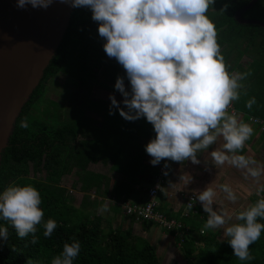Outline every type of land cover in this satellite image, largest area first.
<instances>
[{"label":"trees","instance_id":"1","mask_svg":"<svg viewBox=\"0 0 264 264\" xmlns=\"http://www.w3.org/2000/svg\"><path fill=\"white\" fill-rule=\"evenodd\" d=\"M251 1L216 0L207 15L216 26L221 49L246 46L238 54H250L254 58L255 73L248 88L252 94L247 97L254 96L257 103L251 110L238 103L235 107L247 118H264V28L240 24L235 19L236 12ZM225 3L228 8L221 12ZM244 17L264 22V0H259ZM104 43L91 10L75 8L55 57L17 120L2 154L0 192L10 184L33 185L41 195L44 221L51 218L57 227L50 237H45L43 222L37 225V241L32 243V234L20 239L11 224L0 218V227L8 228V239L0 238V264H51L52 258L62 252L64 243H72L73 238L81 245L73 264H161L151 245L139 247L118 231L106 232L99 219L90 220L86 216L80 220L71 204L69 187L64 185L65 178H77L71 186L80 185V191L85 194L83 205L91 204L90 193L107 194L112 183L108 175L90 170L91 165L100 164L127 178L129 182L115 183L112 195L129 201L137 177L147 167L149 155L143 142L145 134L137 126L139 122L125 120L116 108L110 115V105L91 98L97 86L119 92L114 87L118 76L124 78V83H130L123 67L106 55ZM61 75L76 86L73 93L77 99L67 108L61 101L47 98L50 84ZM89 111L98 112L101 118L88 116ZM24 119L27 128L20 127ZM258 222L264 223V219L258 218ZM203 238L202 248L193 239L186 240L183 247L187 264H264V231L250 246L254 259L247 261L233 255L226 239L221 241L214 235Z\"/></svg>","mask_w":264,"mask_h":264},{"label":"clouds","instance_id":"2","mask_svg":"<svg viewBox=\"0 0 264 264\" xmlns=\"http://www.w3.org/2000/svg\"><path fill=\"white\" fill-rule=\"evenodd\" d=\"M54 0H16L17 7L47 9ZM74 8L87 7L98 23V34L105 40L103 49L125 70L131 91L125 89L124 78L117 77L115 89L124 97L120 107L114 95L109 114L118 109L125 120L141 117L153 125L156 133L145 146L155 166L162 160L199 164L197 154L218 144L208 156L216 167L227 164L241 172L245 180L258 186L254 203L239 205L231 211L224 201L238 204V196L228 184H220L219 192L207 185L195 191V200L207 214L205 229H223V236L240 261L252 260L250 246L264 231V163L240 154L251 139L254 129L241 119L234 101L241 97L242 83L252 75L230 72L221 53L217 30L207 12L216 0H61ZM228 4L220 9L225 12ZM247 94L246 91L244 93ZM257 103L253 96L246 101L251 110ZM27 128V120L20 121ZM167 168L168 165L166 164ZM167 174V173H165ZM191 181L189 176L187 183ZM223 193V199L220 194ZM108 199V198H107ZM109 200V199H108ZM40 192L31 184H10L0 192V218L8 221L17 236L32 234L36 243L37 225L43 222L45 237L56 229V221H44ZM214 205L216 207L214 208ZM189 208L193 207L189 203ZM102 211L108 210L104 203ZM0 238L8 239V228L0 227ZM80 242L64 243L62 252L51 264H73L79 255ZM167 264L174 254L165 253Z\"/></svg>","mask_w":264,"mask_h":264},{"label":"crops","instance_id":"3","mask_svg":"<svg viewBox=\"0 0 264 264\" xmlns=\"http://www.w3.org/2000/svg\"><path fill=\"white\" fill-rule=\"evenodd\" d=\"M246 50V46L241 47H230L226 46L221 49V53L225 58V62L229 65L230 72H240L244 73L248 70H251V81L248 78L242 81L244 88L241 89V97L238 101H234V105L241 104L246 107V101L250 99L249 95L252 94L251 89L248 90L249 85L252 82L253 75L255 73V68L253 67V59L250 54L243 56H238V50ZM233 55V59L231 56ZM63 78L62 90V99L60 100L64 105V108L72 105V102L75 98L73 93L76 90V86L68 77L61 75ZM57 79V78H56ZM53 82V81H52ZM264 83V79H263ZM125 89L131 91L130 83H124ZM262 84V83H261ZM51 86V84H50ZM246 91V96H244ZM114 95L116 100L120 102V107H124L125 111L127 108L123 105L122 101L124 97L120 92H114L107 89H104L100 86L94 88L92 92V100L95 102L106 103L111 105L109 96ZM52 100H56L52 98ZM254 106V105H253ZM240 113V112H239ZM88 116L94 119H100V114L95 111H89ZM241 119L246 123H250L249 118L245 114L240 113ZM138 123V128L144 133L143 142L147 144L151 139L155 138V131L153 125L149 123L146 118L141 117L136 120ZM251 126L254 129L253 136L249 141L246 142L244 150L242 153L246 156H251L257 161L264 163V132L253 124ZM218 144H213L205 152H200L197 154V158L200 160L199 164H193L190 160L184 162H174L170 166V174L160 191L159 202L160 210L168 217L174 218L178 221L184 223V225L189 230V234L185 235V241L181 242V237L172 233L163 230L155 224H150L147 222H142L136 220L135 218L129 217L125 214L124 210L121 207V202L123 199H116L112 195L113 187L116 182H129L126 177L120 173L111 172L108 167L102 165H91L90 170L99 173L108 175L111 180V187L107 194H97L96 191L90 193L92 203L83 205L84 193L80 191V185L78 187H69L70 194H75V198H72L71 204L75 209L86 211V215L90 220L99 219L102 224V228L108 231H118L123 235L129 237L139 247H143L145 244L151 245L160 260L161 264H167V256L164 257L165 253L174 254V259L171 260V264H187L186 251L184 249V244L189 238L194 240L198 248L205 246L204 238L205 235H214L221 241L224 240L223 229L213 230L205 229L204 224L207 219V214L203 211L202 205L197 200L194 209H188L187 199L190 196L195 195V191L203 190L207 185L212 183V186L219 192L220 184H228L236 195L238 196V204L236 206L231 205L229 202L224 201L225 205L228 206L231 211L234 207L239 205H247L252 203L253 199L257 196L256 184H253L251 180H245L241 175V172L227 164L222 167L216 168L211 163V158L208 156L215 147L219 146ZM152 157H147L146 169L137 177L138 183L133 186L134 192L129 202L143 204L147 198V192L156 182L158 176L159 164L153 166L150 163ZM189 176L191 181L187 183ZM76 180H78L76 178ZM264 182V178H262ZM125 186H123L124 188ZM221 199H223V193L220 194ZM109 200H108V199ZM107 203L108 210L102 211V205ZM216 205H214V208ZM78 213V212H77ZM186 213L188 214L186 216ZM205 231V234H201V231Z\"/></svg>","mask_w":264,"mask_h":264},{"label":"water","instance_id":"4","mask_svg":"<svg viewBox=\"0 0 264 264\" xmlns=\"http://www.w3.org/2000/svg\"><path fill=\"white\" fill-rule=\"evenodd\" d=\"M258 1L239 9L236 21L264 28V22L244 17ZM74 10L61 0L46 10L31 5L21 9L16 0H0V166L17 120L55 57Z\"/></svg>","mask_w":264,"mask_h":264},{"label":"built area","instance_id":"5","mask_svg":"<svg viewBox=\"0 0 264 264\" xmlns=\"http://www.w3.org/2000/svg\"><path fill=\"white\" fill-rule=\"evenodd\" d=\"M235 110L237 113L239 111L236 109L234 103H232L230 111ZM240 114V113H239ZM251 124L258 126L262 131H264V118L251 116L249 118ZM174 163L171 160H163L159 165L158 176L154 185L149 188L147 192L146 201L143 204L132 203L129 201L121 202V207L125 214L129 217L135 218L136 220L142 222H148L157 225L158 227L166 230L167 232H172L181 237V242L185 241V235L189 234V230L181 221L174 218L168 217L166 214L160 211L159 195L162 190L170 172V166ZM168 165L166 168L165 165ZM167 173V174H165ZM194 196H190L187 201V206L189 203L193 204L194 209L196 201ZM188 214L186 213V216ZM201 234H205V231H201Z\"/></svg>","mask_w":264,"mask_h":264},{"label":"rangeland","instance_id":"6","mask_svg":"<svg viewBox=\"0 0 264 264\" xmlns=\"http://www.w3.org/2000/svg\"><path fill=\"white\" fill-rule=\"evenodd\" d=\"M238 56H240L239 54H237ZM257 56V55H256ZM257 57H260V56H257ZM231 58L233 59V55L231 56ZM251 76L247 77L249 79V81H251ZM63 78H61V76H59L57 79H55L52 83H51V86H50V90L48 92V95H47V98L48 99H57V100H61L62 99V92H64V90H62V86L64 85L63 83ZM74 181H76V178L73 176V177H67L64 179V185H67V186H71V184L73 183L74 184ZM73 187V186H71ZM74 189V187H73ZM70 196L72 198H75V194H70ZM254 203V202H252ZM249 204V203H248ZM78 212V213H77ZM76 213L78 214V217L80 220H83L86 218V211H82V210H78Z\"/></svg>","mask_w":264,"mask_h":264}]
</instances>
